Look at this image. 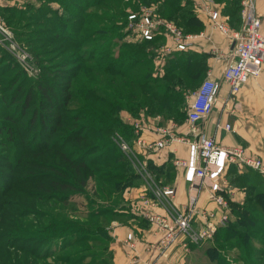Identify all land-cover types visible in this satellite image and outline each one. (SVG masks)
I'll list each match as a JSON object with an SVG mask.
<instances>
[{
  "label": "rangeland",
  "instance_id": "rangeland-1",
  "mask_svg": "<svg viewBox=\"0 0 264 264\" xmlns=\"http://www.w3.org/2000/svg\"><path fill=\"white\" fill-rule=\"evenodd\" d=\"M33 1L21 0V2H17L14 7L16 10L12 16L9 14L1 16L0 14V25L7 29L12 41L26 56L27 62L26 66L23 65L6 47L0 45V264H64V262L55 260L53 256L73 257L70 264L75 261L76 264H110L112 262L110 246L113 242L110 227L115 222L120 224L131 223L132 218L130 214L117 216L120 215L118 211L121 210V204L124 203L122 202L124 194L122 196V193H115V190L109 188L106 183L123 180L128 176H125L128 171L122 160L114 161L110 159L111 161L109 160L108 163L100 157L98 160L100 165L96 167L97 169L91 163L89 167L90 170H98L99 175L91 174L92 177H90L91 171L81 164L84 161L82 158L85 157L84 152L86 149L98 144L102 152L106 153L109 137L112 138L114 145L118 147L117 141L125 134L120 132L119 128L115 129L116 132L102 130L97 137L82 141L74 140L75 135L71 134L75 131L80 134L84 128L87 129L82 131L83 134L89 132L88 129L92 122L90 118H85L86 116L94 118V114L116 112L119 107L121 108L119 118L114 116L113 119L109 120L118 123L117 120L119 119L124 128L128 127L130 130L132 128L131 124L142 116L146 117L147 121L157 116L162 117L164 122L173 120L171 114L167 111L162 112L163 114L150 111V114H148L141 107L131 110L127 105L119 107L116 105V102H121V100L128 104L129 100L141 101L142 97L146 98V96L148 97L147 101L151 97L154 98L155 103L163 101V96L155 89L157 85L166 86L170 91L175 89L183 96L184 102L187 104L185 117L180 121H171L173 124L186 122L188 104L195 90L206 79V74L199 79H193L195 70L190 71V74L176 71L175 74L186 76L185 83L178 78L179 84L176 86V80L173 79L161 83H158V81L150 85L153 90L150 89L152 92L147 93L145 92L146 87L136 83L137 76L135 73L112 74L113 63L119 61L121 63L122 61L119 58L129 57L132 50H139L138 53L147 52L151 59L150 63L147 58L148 61L146 64L144 63V67H137L140 68L137 73H144L146 67H148L156 75L155 79L161 80L159 78L165 74L167 67L170 66L169 59L178 53L172 51L175 48V41L181 37L192 45L191 40L195 36L194 33L198 32L199 28L184 24L187 18L192 17V10H195L196 6L206 8L205 10H218V6H222L225 2L228 5L226 13H230L233 7L239 5V0H173L178 6L189 2L183 10H177L169 6L160 7L158 4L145 3L143 0H71L68 5L70 13L76 14L77 18L69 20L71 23L70 30L74 32L73 41L70 42V45L77 48L67 46L61 40L55 39V35L37 22L39 16L32 10ZM60 1L64 4V0ZM94 2L95 4L92 5ZM86 5L87 7L84 8ZM44 12L49 11L44 9ZM121 12L124 13V21H121L124 28L114 33L118 37L113 40L102 37L99 30L103 26L120 20V17L117 19L116 17ZM147 13L152 15L153 20L157 23V33L162 37L158 40L155 38L154 40H157L155 43L144 48L145 46L140 44L146 41L140 36L139 31L142 28L141 17ZM221 17V21L228 24L223 14H221ZM8 18L11 21L7 23L6 19L8 20ZM130 18L134 19L135 28L130 33H125L126 23L129 25ZM236 18H233L234 21H236ZM107 21L110 23L108 24ZM235 26H238V24H235ZM41 36L43 37L41 38ZM137 43L139 45L131 49ZM5 44L8 46L9 41H6ZM100 47L104 48L103 53L97 49ZM165 49L166 52L164 53L163 50ZM2 51L8 55L3 54ZM82 64L84 66L81 68ZM91 65H95L97 68H88ZM43 66L49 69L51 72L49 75L41 70ZM59 72L63 74L60 77L58 76ZM44 79L48 80V82L46 81L47 84L54 85L56 90L62 94L61 101L58 100L57 102L60 107H55L56 111L54 110V112L61 114L63 121L66 122L54 136L59 138L60 141L64 136H69L67 146L65 148L58 147L59 150L65 152L69 162L63 160L62 154L55 150L48 152L41 150L39 152L44 147L40 135L43 133V129L40 127H36V132L27 134L26 123L31 117L32 110L30 109L26 115L23 114L21 104L24 97L22 92L31 85L38 86L39 82ZM127 79H131V82H128ZM18 88L20 91H18ZM127 91L133 92L132 98L128 97ZM65 98L71 99L67 102ZM138 98L139 100H136ZM176 100L177 102L172 101L170 104L175 106L180 102L178 99ZM40 103V100L34 102L37 107H40ZM9 115L12 116L13 121L6 119ZM78 116L80 117L78 118ZM19 119L21 120L19 121ZM97 124L104 126V122H98ZM122 124L121 128L123 127ZM7 129H13L19 134L16 137L20 145L18 150L21 155L26 152L24 150L30 148L32 143H34L36 150L35 154L22 156V163L12 169H9L6 157L8 155L13 156V149L17 147L15 145L12 149L13 145L8 141L10 136ZM129 136L131 137V132ZM90 153L91 157L89 158L91 160L98 155L96 148ZM248 153L250 152L248 151ZM123 155L134 172L137 171L136 168H142L139 164H143V159L138 154L126 155L123 153ZM89 158L88 160H90ZM44 161L57 166L62 172L58 175L53 174L54 177L77 188L68 191L69 198L67 202L47 200L48 197L45 195L52 193V190L48 191L50 178L47 175L51 170L38 168L31 163L37 162L38 164ZM73 164L81 169L80 173L75 170V166L72 167ZM26 165L29 167H25ZM184 168L186 170V167ZM108 172L111 175H108ZM151 174L153 177L152 182L154 181L156 186L162 188L164 185L158 182L160 180L157 181L158 176L154 175L153 172ZM83 175L87 177L85 182L81 179ZM140 180L143 183L151 181L143 178H140ZM234 183L237 186H243L247 191L249 190L245 196V205L249 206L252 216L238 219L234 213H230L228 223L222 228L234 225L232 229L235 234L231 238L228 237L227 241H223L222 236L225 234L222 231L219 238L214 236L211 237V240H205L197 245L190 246L188 255L182 256L180 254L179 261L183 259L182 264H220V262L222 264H264V187L260 186L259 181L251 171L248 173L246 180ZM39 186H44L43 191L38 189ZM98 191H103L105 195L102 196ZM204 191L206 190H201L199 194L198 208L205 210L209 208L200 206V199ZM40 194L45 195H43V198H39ZM257 195H259L258 200L255 201L253 197ZM106 208H111V213L88 217L92 212H98L100 209ZM202 223V221L195 223V228L200 229ZM151 225L157 229L155 224ZM204 229L208 230L207 228ZM198 232L201 234L203 229ZM35 235H39L42 239V244L39 246H43L35 248V251L41 254L42 259L29 260L27 254H18L17 252L21 247L26 248L28 252L32 246V241L25 238H32ZM81 236H85L88 240L68 246L70 242ZM126 245L131 253L135 252V248H131L127 240ZM149 246H151V243ZM177 246L178 243L169 251L167 264L174 261L176 253H184ZM135 247L137 249V243H135ZM208 247L218 248L219 258L209 260L206 255ZM50 255H52L51 258ZM82 258H84L82 262L77 261L82 260Z\"/></svg>",
  "mask_w": 264,
  "mask_h": 264
},
{
  "label": "built area",
  "instance_id": "built-area-1",
  "mask_svg": "<svg viewBox=\"0 0 264 264\" xmlns=\"http://www.w3.org/2000/svg\"><path fill=\"white\" fill-rule=\"evenodd\" d=\"M195 8L197 9L198 6ZM207 14L214 27L229 36L233 47V58L224 70L221 81L206 78L193 93L186 110L187 131L179 133L176 124L173 122L164 124L163 118L157 116L154 118V132L157 138L149 140L146 137V132L150 129L151 123L149 124L150 121L142 116L131 124V139L128 140L123 136L117 141L120 150L126 155H134L135 147L155 153L173 144L188 146V160L178 159L175 161L176 166L186 167L185 176L190 184L189 201L183 209L169 210L165 201V198L169 199L176 195L175 187H158L150 183L153 177L148 166L143 163L139 164L142 168L135 167L141 178L151 180L147 182V191L151 195L143 196L140 204L135 206L134 211L142 215L151 224H155L159 233L157 241L147 247L149 257L146 264H165V260L169 259V251L177 243V247L184 251L182 256H185L188 254L190 246L211 240L216 236L217 231L228 223L231 208L226 199V187L221 183V180H223L231 164H238L264 175V160L262 158L249 154L240 145L228 147L219 144L197 123L208 120L213 114L223 82L229 86L227 103L235 104L241 89L250 80L259 77L262 73L264 35L262 33V20L257 12V0H240L241 25L236 30L230 29L225 21H221L222 17L219 10L207 9ZM141 19L140 36L145 41H153L159 34L156 28L157 23L148 13L142 15ZM126 26V31L130 33L135 28L134 19L130 18L129 25L127 23ZM0 33L2 34L0 45L6 47L17 60L26 66V56L12 41L7 29L1 25ZM6 41H9L8 46L5 44ZM174 47L173 52H184L189 50L191 45L187 40L180 37L175 41ZM163 52L165 53L166 49ZM217 127L220 128L219 123H217ZM224 129L232 131L233 127L226 124ZM205 187L210 191L211 201L221 208L222 212L198 208L199 194ZM161 208L165 210V213L156 211ZM201 221L203 222L202 227L196 229L195 223ZM202 229L203 232L200 234L198 231ZM135 241V235L129 233L127 242L133 249L135 248ZM182 261L173 264H182Z\"/></svg>",
  "mask_w": 264,
  "mask_h": 264
},
{
  "label": "trees",
  "instance_id": "trees-1",
  "mask_svg": "<svg viewBox=\"0 0 264 264\" xmlns=\"http://www.w3.org/2000/svg\"><path fill=\"white\" fill-rule=\"evenodd\" d=\"M40 1L42 3L39 7L32 5L33 12L35 11V14L39 16V18H37L38 19L37 22L40 23L42 26H44L48 31H50L51 34L55 35V37H54L55 39L61 40L67 46L70 45L71 44L70 42L73 41L72 38L74 36V32H71V30H70L69 26L71 25V23L69 22V20L77 18L76 14L70 13L71 11H70V8L68 5L71 3V0H64V4L60 0H53L54 2H57L59 4V8H56V9L53 7H50L47 4L48 0H40ZM72 1H75V0H72ZM143 1L145 3H149V4H156V5L158 4L160 7L169 6L172 8H176L177 10H183L184 7H186L185 5L189 4V2H186L185 5L180 4L178 6L176 4V2L173 0H143ZM94 4H95V2L92 3V5H94ZM86 7H87V5L84 6V8H86ZM44 9H46L49 12H44ZM15 10H16L15 8H2V9H0V14H1V16H3V14H9L12 16L14 14ZM238 11H239V6H235V7H233L232 11L230 12V14H231L230 17L231 18L237 17L236 18L237 21H239ZM69 13H70V15H69ZM48 14L50 15L49 17H47ZM117 18H119L120 20H116L113 23H110L107 21V23L108 24L110 23V24L103 26V28H101V30H99V34L102 37H106V38L108 37L111 40L116 39L118 37V36H115L114 33L117 30H119V29L121 30L124 28V26H123L124 24H123V22H121V21H124L123 20L124 19V13L123 12L119 13L118 16L116 17V19ZM181 20H183V19H181ZM6 21L8 23L11 21V19L8 18V20L6 19ZM57 21L59 22L58 24L56 23ZM239 28H237V29H239ZM125 33H128V32L125 30ZM42 37L43 36H41V38ZM87 38H88V36H87ZM87 38H86V41H87ZM157 40H154L151 42L150 41L141 42L140 45H144L145 46L144 48H147L149 46V44H153ZM138 45L139 44L137 43L136 46L132 47L131 49H134ZM99 46H101V45H99ZM71 47L77 48L76 46H71ZM97 49L102 51L104 48L100 47ZM138 51L139 50H132L129 54V57H124V58L120 57L119 59L122 62L120 63V61H119L118 63L117 62L113 63V66H112L113 69H111L112 70L111 72H113L112 74H119V75H125L127 73H135V75L137 76V78H136L137 82L136 83L142 84L144 87H146L145 92H147V93H151L152 92L151 90H153V87L150 85H153L158 81H159L158 83H161L162 81H168L170 79H173V80H176L175 86L177 84H179L178 83L179 80L181 82L185 83L186 82V76L182 75V74H175L176 71H181L182 73L190 74V71L195 70L196 72L193 76V79H199L200 77H202V75L206 74L207 65H206L205 56H203L201 54L191 53V52H178L175 54V56L173 58L169 59V65L170 66L167 67L165 74L161 78H159L161 80H157V79H155L156 75L148 67H146V71L144 73H137L138 69H140L137 67H139V66L144 67V63L146 64L148 59H149V63H150V60H151L147 52L146 53L145 52L144 53L143 52L138 53ZM2 52H4V51H2ZM101 53H103V51ZM3 54L8 55L6 52H4ZM85 58H86V56H85ZM83 66H84V64L81 65V68ZM95 67L97 68V66H95V65L88 66V68H90V69H94ZM41 70L47 72L48 75H49V73H51L49 71V69L47 67L45 68L44 66L42 67ZM61 71H63V70H61ZM61 75H63V74H61V72H59L58 76L60 77ZM127 80H128V82H131V79H127ZM46 81L48 82V80H46V79L41 80L39 82L38 86L31 85L29 88H27L25 91L22 92V95L24 97L23 102L21 104L22 105V107H21L22 111H24L23 114L26 115L30 109L32 110L31 117H30L29 121L26 123L27 134L36 132V127H40L41 129H43V133H41L40 135H41V139L44 143L43 144L44 147L42 146L43 148H41L39 150V152H41V150H44L47 152L50 150H55V151L60 152L62 154L63 160L69 162L68 157L65 156L66 155L65 152L62 150H59V148H58L60 146H62L63 148H65L67 146V140H68L69 136L68 137L64 136V138H62V141H60L59 138H55V136H54L63 127L62 125H65V122H66V121H63V116L61 114H58V112H54L55 107H60L59 106L60 104L57 102H58V100L61 101L62 94L56 90L54 85L47 84ZM132 82H134V81L132 80ZM155 89L157 90V92H159L163 96V98H164L163 101H159V102L155 103L156 101L152 97H151V99H149V101H147L148 97L146 96V98L142 97L141 101H130L129 100L128 104L124 103L121 99H119V100H121V102H116V105L118 107L122 106V105H127V107L128 108L130 107L131 110H136V109H139V107H141L144 109L143 111L145 113H148V114H150V111L151 112L155 111L159 114L160 113L163 114L162 112L167 111L168 113L171 114V118H173V120H175V121H180V120L184 119L185 108H186L187 104L184 102L183 96H181V94L178 91H176L175 89L170 91L169 88L166 86L157 85ZM18 91H20L19 88H18ZM132 94H133V92L127 91V95L129 98L133 97ZM38 96L40 99L38 98ZM165 96H166V99H165ZM70 99L71 98H65V100L67 102L70 101ZM176 99H178L180 101L178 104H175V106L170 104V102H172V101L177 102ZM39 100L41 102L40 107H37L34 104V102L35 101L39 102ZM136 100H139V98ZM120 112H121V108L119 107V109H117L116 112H109V113H103V114H98V115L94 114L93 115L94 118H91L92 116H86L85 118H90V120L92 122L91 125L89 124L90 125V127L88 129L89 132H87L86 134H83L82 131L87 129V128H84L80 132V134L77 133L78 131H75L71 135H73V136L75 135L74 140L82 141V140L92 139L93 137H97L98 135L101 134L102 130L103 131L104 130L115 131V129L119 128V131L122 132L123 134H125L124 137H126V139L129 140V139H131L129 134L131 132V136H132V130H130L128 127L124 128L123 124L121 123V121L119 119L117 120V121H119L118 123H115V122L109 120V119H113L114 116L116 118H119ZM39 117H40V119H39ZM79 117L80 116H78V118ZM78 118H76V119L78 120ZM6 119L13 121V118L11 115L7 116ZM20 120L21 119H19V121ZM98 122L99 123L104 122V126L102 127L101 124H97ZM121 124L123 126L122 128H121ZM7 130L9 132V136H10V138H8V141H9V143H11L13 145L12 149L14 148L15 145L17 147L15 149H13V151H14L13 156L8 155L6 157L8 160L9 169H12L13 167H15V168L18 167L20 165V163H22V161H23L22 156L25 157L26 154H35L36 150H35V145H33L34 143H32V145L30 144V148H28V150H24L26 152L21 155L19 153V150H18L19 149L18 147L20 145H19L17 137H16V136H19V134L17 132L13 131V129H7ZM109 139L110 140H108L109 143H108V149H107L106 153L102 152V149L100 146H98V144H97V146H96V144H94L93 145L94 147L92 146V147L86 149L84 152L85 157L82 158V159H84V161L82 162L81 165L82 166L84 165L87 168V170H90L91 169V168H89L90 163L93 165V167H95V169H97L96 167L98 165H100V161H98L100 159V157H102L108 163L111 161L110 159H113L114 161L122 160L124 167H126V170L128 171L125 174V176L126 175H128V176L126 178H124L123 180H120L117 182L109 181L106 184L109 186V188H113L115 190V193H122V196H123V194L125 193V191L128 188L136 187L137 185L140 184V182H141L140 178L141 177L136 172H134L133 168L131 167V165L126 160L125 156L123 155V152H121L119 146L117 147L114 145L111 137H109ZM2 145L3 144L1 143V146ZM95 148L97 149L98 155L96 156V158L91 160L89 158V157H91L89 154H91L90 152L94 151ZM12 149H11V151H12ZM99 155H102V156H99ZM105 155H107V156H105ZM88 158L90 160H88ZM96 161H98V162H96ZM31 163L33 166L36 165L38 168H42V169L45 168L46 170H49V171L51 170V172L47 173V175L50 178V182H49L50 186H48V191L52 190V193L50 195L40 194L39 198H43L44 197L43 195H45L46 197H48L47 200H58L61 203L67 202V200L69 198L68 191L76 190L77 188L72 186L70 183H68L66 181H61V180H59L53 176V174L54 175L62 174L60 169L57 166L52 165L51 163L46 162V161L40 162L38 164H37V162L36 163L31 162ZM74 163L76 164L75 161H74ZM75 164H73L72 167H74ZM28 165H26L25 167H29ZM74 168L78 173H80V171H81L80 168H77L76 166ZM153 169H154V171H153ZM149 170L153 173H155L156 171H158L160 173L162 172L161 168H156L155 166H152V164L149 166ZM90 171H91V173L89 174L90 177H92L91 174H94L95 176L99 175L98 170L92 169ZM107 174L111 175L110 172H108ZM247 177H248V174H246V175L245 174H239L235 170L234 174L230 176V179L234 183L237 181L241 182L243 180H246ZM86 178H87L86 175L81 176V179L83 180V182L86 181ZM234 184H236V183H234ZM38 189L43 191L44 186H41V187L39 186ZM64 192L65 193L67 192V193L62 194ZM98 192H100L102 196L105 195V193L103 191H98ZM248 192H249V190H248ZM258 197H259V195H257L256 197H253V198L256 201V200H258ZM226 199L228 201L230 208L232 209V212L235 214V216L238 219H240L241 217H243L245 219V218H249L250 216H252L251 212L249 211L248 205H240V204L230 200L227 196H226ZM122 202H124V198L122 199ZM111 210H112L111 208H106V209H102V210L100 209V211H98V212H92L90 214V216H88V217L108 213ZM114 210H116V209H114ZM125 210H126V206L123 203V204H121V210L118 211L120 215H117V216H121V214H124ZM233 226L234 225H230L229 227L227 226V227L222 228V229L220 228L217 231L216 238H219V234L221 235L220 232L223 231V233L225 235L222 236V240L227 241L228 237L231 238L235 234L233 232L234 230L232 229ZM52 235H54V234H52ZM25 239L32 241V246L29 248L28 252L26 251V248L21 247L17 253L18 254H27L29 260H31V259H34V260L42 259V257H40L41 254H39V252L37 253L35 251V248H37V247L40 248L43 246V245L39 246L40 244H42L41 237L39 235H35L32 238L30 237V238H25ZM86 240H88V239L85 238V236H81L80 238H76L75 240L70 242L68 246L70 247L76 243L84 242ZM20 242H21V237H20ZM219 253L220 252H219L218 248L208 247L206 250V255L208 256L209 260L213 259V258L214 259L219 258ZM49 257L51 258L52 255H50ZM53 257L55 258V260H57L59 262H64V264L72 263V258H73V257H69V256H67V257L66 256H60V257L59 256H56V257L53 256ZM20 258L22 259V257H20ZM24 259H26V258H24ZM83 259L84 258H82V260H77V261L82 262ZM8 263H10V262H8ZM10 264H15V263H10ZM73 264H76V261L73 262ZM110 264H112V262ZM220 264H222V263L220 262Z\"/></svg>",
  "mask_w": 264,
  "mask_h": 264
},
{
  "label": "crops",
  "instance_id": "crops-1",
  "mask_svg": "<svg viewBox=\"0 0 264 264\" xmlns=\"http://www.w3.org/2000/svg\"><path fill=\"white\" fill-rule=\"evenodd\" d=\"M19 1L21 2V0H0V9L14 8ZM41 3L40 0L33 1V5L37 7H39ZM47 4L55 9L59 8V4L53 0H48ZM227 6V3L224 2V4L218 6L217 9L228 21L227 25L230 29L236 30L241 25L240 0L238 5L239 21H234V19L230 17L231 14L226 13ZM257 12L262 20V33L264 35V0H257ZM191 15L192 17L187 18L186 21L184 20L185 22L183 21L184 24L188 26L192 25L199 29L198 32L194 33L195 36L191 40L192 45L190 49L184 52L205 56L207 65L205 78L221 81L224 70L233 58L231 40L229 36L214 27L207 14V10L204 8L198 7L195 10L193 9ZM49 16L48 14L47 17ZM235 24H238V26H235ZM1 35L0 33V36ZM161 37V35H158L156 38L160 39ZM228 93L229 86L227 83L223 82L213 114L208 120L201 122L202 124L199 123L201 128H203L208 135L213 136L219 144L228 147L240 145L248 150L250 152L249 154L258 156L264 160V66L261 75L250 80L241 89L235 104L227 103L226 99ZM170 122L172 121H165L164 124H169ZM217 123L220 124V128L217 127ZM149 124L151 126L146 132V137L149 140H154L157 138L154 132V118L150 120ZM175 124L178 127L179 133H185L187 131L188 124L186 122L183 124ZM226 124L232 125L233 130H225L224 127ZM134 151L143 159L142 163L148 166V168L151 164L156 168H161V173L158 171L155 172L156 174L154 173V175L158 176L157 181L160 180L158 181L160 184L176 188V195L174 197L169 199L165 198L169 206L168 209H183L189 201L190 184L186 180L185 168L176 166L175 161L178 159L188 160V146L185 144H173L155 153L144 151L138 147H135ZM235 170L239 174L245 175L250 171L253 172V175L256 176L261 187H264V175L238 164H231L228 167L223 180H221V183L226 187V196L233 202L245 205V196L248 194L247 189L243 188V186H237L230 179V176L234 174ZM152 183L154 185L156 184L154 181ZM147 189V183L140 182L139 185L128 188L124 193V205L126 206L124 214H130L132 222L127 224L115 222L110 227V233L111 236H113V242L110 246L112 264H146L149 257L147 247L150 243L156 242L159 237L157 229L142 215L134 211L135 206L140 204V200L143 196L151 195V193H148ZM204 189L206 191L202 192L200 206H207L209 210L217 209L222 212V209L211 201L209 189ZM156 211L165 213L163 208L157 209ZM230 213L233 214L232 209H230ZM129 233L135 235V243H137V249L135 247V252L132 253L126 245ZM180 254L182 253H176L174 261L169 264L178 263ZM182 260L183 259L180 261ZM168 261L169 259H166L165 264H167Z\"/></svg>",
  "mask_w": 264,
  "mask_h": 264
},
{
  "label": "water",
  "instance_id": "water-1",
  "mask_svg": "<svg viewBox=\"0 0 264 264\" xmlns=\"http://www.w3.org/2000/svg\"><path fill=\"white\" fill-rule=\"evenodd\" d=\"M197 123H200V121H198Z\"/></svg>",
  "mask_w": 264,
  "mask_h": 264
}]
</instances>
